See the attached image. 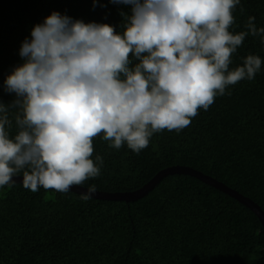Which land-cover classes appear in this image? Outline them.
<instances>
[{
    "label": "trees",
    "instance_id": "1",
    "mask_svg": "<svg viewBox=\"0 0 264 264\" xmlns=\"http://www.w3.org/2000/svg\"><path fill=\"white\" fill-rule=\"evenodd\" d=\"M234 34L248 17L264 28V0H241ZM53 12L124 31L131 6L109 0H0V101L15 99L4 80L23 64L21 44ZM264 36H247L230 70L248 55L261 70L229 86L180 133L154 134L139 154L110 148L97 137L92 159L101 174L85 182L99 192H130L171 166L195 169L257 204L264 212ZM133 60L130 67L138 61ZM15 136L14 113H10ZM20 177L22 173L19 174ZM0 264H264V232L257 216L228 195L187 175L163 178L136 201H108L70 191L37 192L23 184L0 187Z\"/></svg>",
    "mask_w": 264,
    "mask_h": 264
},
{
    "label": "clouds",
    "instance_id": "2",
    "mask_svg": "<svg viewBox=\"0 0 264 264\" xmlns=\"http://www.w3.org/2000/svg\"><path fill=\"white\" fill-rule=\"evenodd\" d=\"M95 6V0H93ZM131 6L124 31L53 12L21 44L23 64L4 80L0 101V187L68 193L101 174L98 136L139 154L164 130L180 133L229 86L255 78L259 56L230 70L246 37L264 36L255 17L233 33L241 0H109ZM264 43V39L261 40ZM133 59L138 61L134 67ZM14 124L17 134L10 135ZM96 193L90 185L84 200Z\"/></svg>",
    "mask_w": 264,
    "mask_h": 264
},
{
    "label": "water",
    "instance_id": "3",
    "mask_svg": "<svg viewBox=\"0 0 264 264\" xmlns=\"http://www.w3.org/2000/svg\"><path fill=\"white\" fill-rule=\"evenodd\" d=\"M171 175H187L197 179L198 181L228 195L232 199L236 200L238 203L242 204L246 208L250 209L259 219L262 225V229L264 232V212L261 208L255 204L252 200L247 197L242 196L235 190L227 187L223 183L204 175L203 173L184 166H171L159 171L152 179H150L144 186L141 188L130 191V192H116V193H108V192H99L92 194V198L100 199V200H108V201H136L143 196H145L149 191H151L163 178ZM15 183L23 184V177L16 176L13 177ZM71 191L83 195L87 192L86 188L73 186Z\"/></svg>",
    "mask_w": 264,
    "mask_h": 264
}]
</instances>
